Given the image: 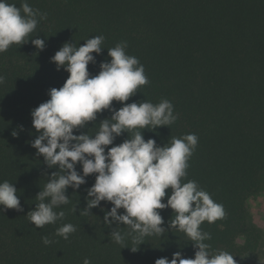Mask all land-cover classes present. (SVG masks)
I'll list each match as a JSON object with an SVG mask.
<instances>
[{
	"label": "trees",
	"instance_id": "1",
	"mask_svg": "<svg viewBox=\"0 0 264 264\" xmlns=\"http://www.w3.org/2000/svg\"><path fill=\"white\" fill-rule=\"evenodd\" d=\"M9 3L19 8L22 0ZM27 3L46 13L47 19L39 21L25 38L28 42L12 44L0 53V75L5 77L0 84V182L13 184L23 208L18 212L0 205V264H83L86 258L91 264H154L158 258L171 260L177 251L184 258H194L193 242L183 232L169 229L175 218L171 208L157 210L164 220L163 235L145 236L141 244L129 236L123 243L111 238L112 230L125 234L129 228L104 223L105 212L113 207L110 202L101 201L88 215H80L87 207L85 197L95 183V173L85 177L79 189H66L69 203L54 209L64 211L62 220L36 228L26 216L39 203L36 195L51 173L59 172L58 166L49 168L31 147L39 135L32 125L31 110L50 99L48 91L62 87L69 76L63 68L58 71L50 58L65 42L83 46L86 39L99 35L104 37L103 48L99 55L92 53L96 62L88 65L91 75L98 74L101 62L111 60L108 48L126 42V54L138 58L149 83L125 103L148 100L158 104L167 99L173 105L176 121L154 130L139 129L145 141L152 138L162 147L172 137L197 135L187 175L181 180L196 181L224 207L223 219L200 225L211 234L205 241L210 251H227L236 264L246 256H256L263 235L246 202L264 192V0ZM36 38L45 41L43 50L31 43ZM121 106L112 102L115 109ZM111 115L110 110H103L95 121L74 129V134H95L99 123ZM129 135L122 133L114 145ZM75 168L82 175V165L77 163ZM166 201L167 195L162 202ZM69 223L76 231L68 239L55 235L57 228ZM45 236L51 241L48 245L43 243Z\"/></svg>",
	"mask_w": 264,
	"mask_h": 264
},
{
	"label": "clouds",
	"instance_id": "2",
	"mask_svg": "<svg viewBox=\"0 0 264 264\" xmlns=\"http://www.w3.org/2000/svg\"><path fill=\"white\" fill-rule=\"evenodd\" d=\"M46 19L47 14L34 10L27 0H22L19 8L9 0H0V53L12 44L28 42L25 38L35 31L40 20ZM103 40L102 35L94 36L78 47L65 42L50 58L58 71L63 68L69 76L62 87L48 91L50 99L31 110L32 125L39 133L31 141V147L37 150L38 156L44 157L49 168L58 166L59 172L51 173L43 190L36 195L39 203L27 213L28 220L36 228L62 220L64 211L54 209L69 203L66 189L69 186L79 189L86 183L85 177L95 173V183L85 197L87 207L80 215H88L101 201L110 202L113 207L105 212L104 223L129 228L125 234L111 231L110 236L116 243H123L126 236L131 237L133 243L141 244L145 236L163 235L164 220L157 210L171 208L175 218L171 219L169 229L183 232L193 242L194 258H184L177 251L171 260L158 258L154 264H236L234 256L227 251L213 254L210 245L205 243L211 239V234L200 228L205 221L211 224L223 219L226 215L223 205L214 202L196 181L182 183L181 180L187 175V162L197 146V135L172 137L162 147L152 138L145 141L139 129L154 130L176 121L173 105L167 99L158 104L148 100L125 103L140 86L149 83L138 58L126 54V42L108 48L111 60L101 62L98 74L91 75L88 65L96 62L92 53H101ZM31 43L40 50L45 47V41L40 38ZM4 82L5 77L0 75V84ZM113 101L122 106L113 108ZM105 109L112 115L99 123L95 134H74V129L95 121L97 114ZM20 129L22 131L23 126ZM125 132L131 135L114 145L116 137ZM13 135L18 133L14 131ZM110 145L113 146L108 147ZM77 163L82 165V175L76 171ZM169 188L171 193L167 194ZM16 192L12 183L0 182L3 210L23 211ZM120 209L124 212L119 213ZM75 231V226L69 223L57 228L55 235L68 239ZM42 240L45 245L51 243L47 236ZM83 264H91V261L86 258Z\"/></svg>",
	"mask_w": 264,
	"mask_h": 264
},
{
	"label": "rangeland",
	"instance_id": "3",
	"mask_svg": "<svg viewBox=\"0 0 264 264\" xmlns=\"http://www.w3.org/2000/svg\"><path fill=\"white\" fill-rule=\"evenodd\" d=\"M246 206L253 223L263 235L262 247L256 256H246L240 260L241 264H264V192L250 197Z\"/></svg>",
	"mask_w": 264,
	"mask_h": 264
}]
</instances>
